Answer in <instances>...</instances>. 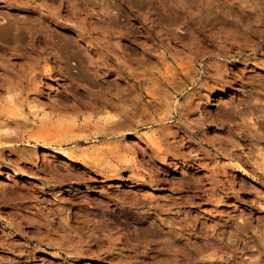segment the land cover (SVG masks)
<instances>
[{
  "label": "rangeland",
  "instance_id": "obj_1",
  "mask_svg": "<svg viewBox=\"0 0 264 264\" xmlns=\"http://www.w3.org/2000/svg\"><path fill=\"white\" fill-rule=\"evenodd\" d=\"M0 264H264V0H0Z\"/></svg>",
  "mask_w": 264,
  "mask_h": 264
},
{
  "label": "bare ground",
  "instance_id": "obj_2",
  "mask_svg": "<svg viewBox=\"0 0 264 264\" xmlns=\"http://www.w3.org/2000/svg\"><path fill=\"white\" fill-rule=\"evenodd\" d=\"M168 80V79H167ZM168 82V81H167ZM12 98V97H11ZM138 99V98H137ZM155 99V98H154ZM157 99V98H156ZM164 100H166V99H164ZM242 100V99H241ZM246 101V100H245ZM241 102V101H240ZM243 103V102H242ZM115 106V105H114ZM249 106V104L248 103H246L245 102V104H244V108H247ZM109 107V106H108ZM187 107H189V106H187ZM117 108V107H116ZM249 108V107H248ZM115 109V108H114ZM123 109V108H122ZM240 109V108H239ZM243 109V108H242ZM242 109H240L237 113H238V115L239 116H241V114H242ZM15 110V109H14ZM20 111H22V110H20ZM20 111L18 112V114L16 113V114H14L15 116H17V115H21V116H23L22 114L24 113V112H22V113H20ZM111 111V110H110ZM12 113V112H11ZM20 113V114H19ZM236 113V114H237ZM250 113H252L253 114V110H250ZM13 114V113H12ZM108 116H107V120H106V123H107V121H112V122H118V123H116V124H118V128H120L121 127V125H123L122 123H121V125H119L120 123H119V119H120V117H119V115H117V114H113V113H110V112H108ZM24 115H26L25 113H24ZM11 116V115H10ZM10 116H9V118H10ZM126 116V115H125ZM11 117H13V116H11ZM24 117V116H23ZM26 117V116H25ZM123 117V116H122ZM121 117V118H122ZM168 117V116H167ZM15 118V117H14ZM106 118V117H105ZM18 119V118H17ZM253 119V118H252ZM126 120V119H125ZM15 121V120H14ZM17 121V120H16ZM102 121H103V119H102ZM158 121V120H157ZM34 122V121H33ZM112 122H108L107 124H108V127L106 128V129H109L110 128V126L112 125L111 123ZM120 122H122V121H120ZM127 122V121H126ZM102 123V122H101ZM106 123H104V124H106ZM128 123V122H127ZM126 123V124H127ZM109 124H111L110 126H109ZM125 125V124H124ZM129 125V124H128ZM20 126V125H19ZM98 126V125H97ZM104 126V125H103ZM116 126V125H115ZM120 126V127H119ZM101 127V126H100ZM111 127H113V126H111ZM99 128V127H98ZM123 128V127H122ZM101 129H105V126L104 127H102ZM112 129V128H111ZM114 129V128H113ZM117 129V128H116ZM152 129V128H151ZM100 131H104V130H100ZM106 132H107V130H105ZM104 131V132H105ZM113 131H115V130H112V132ZM102 133V132H101ZM108 134H109V130H108V132H107ZM94 134H96V133H94ZM98 134V133H97ZM87 135V134H86ZM243 136H246L245 134H243ZM91 137V136H90ZM247 137V136H246ZM62 141V140H61ZM52 152H54V153H56V155H59V156H62V158H64V159H66V161L67 160H69V161H75V158L73 157V155L72 154H70V153H62V151H60V149H52L51 150ZM97 157H99V156H97ZM112 168V167H111ZM114 168V167H113ZM117 168V167H116ZM115 170V169H114ZM117 170V169H116ZM67 229V228H66ZM65 230V229H64ZM62 241V240H61ZM111 241H113V240H111ZM118 243V242H117ZM115 246H116V244H115ZM111 248V247H110ZM113 248V247H112ZM108 250H110V249H108ZM109 252V251H108ZM74 253H75V251H74ZM81 253V251L79 250V254ZM77 254V253H76Z\"/></svg>",
  "mask_w": 264,
  "mask_h": 264
}]
</instances>
